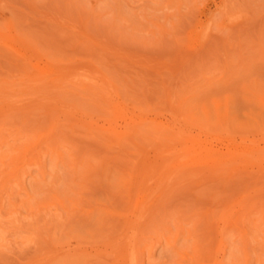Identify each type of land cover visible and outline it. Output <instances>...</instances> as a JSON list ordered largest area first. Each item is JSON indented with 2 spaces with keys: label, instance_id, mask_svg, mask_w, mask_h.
<instances>
[{
  "label": "rangeland",
  "instance_id": "1",
  "mask_svg": "<svg viewBox=\"0 0 264 264\" xmlns=\"http://www.w3.org/2000/svg\"><path fill=\"white\" fill-rule=\"evenodd\" d=\"M0 264H264V0H0Z\"/></svg>",
  "mask_w": 264,
  "mask_h": 264
},
{
  "label": "bare ground",
  "instance_id": "2",
  "mask_svg": "<svg viewBox=\"0 0 264 264\" xmlns=\"http://www.w3.org/2000/svg\"><path fill=\"white\" fill-rule=\"evenodd\" d=\"M131 261H133V260H131Z\"/></svg>",
  "mask_w": 264,
  "mask_h": 264
}]
</instances>
